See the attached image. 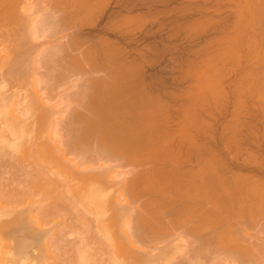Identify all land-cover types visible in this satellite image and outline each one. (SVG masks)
<instances>
[{
  "label": "bare ground",
  "instance_id": "6f19581e",
  "mask_svg": "<svg viewBox=\"0 0 264 264\" xmlns=\"http://www.w3.org/2000/svg\"><path fill=\"white\" fill-rule=\"evenodd\" d=\"M32 1L0 0V264H264V185L219 181L113 49L48 40L78 0Z\"/></svg>",
  "mask_w": 264,
  "mask_h": 264
},
{
  "label": "rangeland",
  "instance_id": "374dc122",
  "mask_svg": "<svg viewBox=\"0 0 264 264\" xmlns=\"http://www.w3.org/2000/svg\"><path fill=\"white\" fill-rule=\"evenodd\" d=\"M41 1H32L34 13L47 10ZM78 6L76 29L44 40L79 37V49L97 52L88 57L97 66L107 45L137 67L141 87L160 98L170 120L188 110L190 134L202 142L206 167L219 181L237 174L264 185V0H78ZM178 145L195 157V146ZM3 165L2 182L12 170ZM18 178L13 182L22 183Z\"/></svg>",
  "mask_w": 264,
  "mask_h": 264
}]
</instances>
